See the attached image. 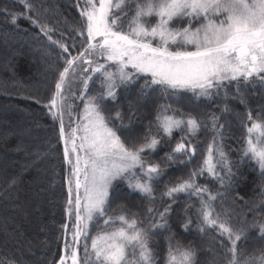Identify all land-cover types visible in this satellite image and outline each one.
I'll list each match as a JSON object with an SVG mask.
<instances>
[{"label":"snow or ice","instance_id":"obj_1","mask_svg":"<svg viewBox=\"0 0 264 264\" xmlns=\"http://www.w3.org/2000/svg\"><path fill=\"white\" fill-rule=\"evenodd\" d=\"M56 9L53 24L52 9L38 0H0V19L18 34L29 31L19 28L23 17L55 73L45 98L28 97L51 120L49 147L26 153L32 158L3 186L8 199L25 172L40 173L63 145L71 225L60 224L63 254L55 264H200L197 247L184 243L193 233L211 241L209 264H264V219L234 223L218 208L236 176L224 151L223 113L242 129L240 163L264 180V109L254 116L246 100L249 86L264 90V0H69L67 15ZM220 101L221 114L210 111ZM202 134H210L207 143ZM177 165L181 174L167 171ZM134 194L142 212L117 204ZM259 204L264 214V192ZM250 230L261 247L245 255L240 242ZM164 232L161 251L152 242ZM22 255L2 254L0 264H26Z\"/></svg>","mask_w":264,"mask_h":264},{"label":"trees","instance_id":"obj_2","mask_svg":"<svg viewBox=\"0 0 264 264\" xmlns=\"http://www.w3.org/2000/svg\"><path fill=\"white\" fill-rule=\"evenodd\" d=\"M7 2L12 6V0ZM38 2L52 9L47 14L53 24L60 19L56 15L57 5L59 10L67 15L69 0ZM68 18L71 20L70 16ZM18 24L20 29L29 31H20L17 34L9 23L0 19V255L6 253L21 256L22 250V258L26 264H55L56 257L63 254L60 224L64 222L71 225L65 212L67 185L63 182L66 169V165L62 163L63 145L58 146L60 152L54 153L42 162L40 173L34 169L25 172L22 182L15 189L9 190L8 199H5L3 192L5 178L19 174L23 164L32 158L26 153L37 148L41 151L47 149L49 145L45 141L53 135L49 127L51 120L46 112L39 109L28 97L45 98L53 86L52 79L55 73L49 69L47 63L49 58L43 55V43L34 38L29 23L23 17H19ZM5 32L9 34L7 41L3 35ZM246 100L253 115L256 116L264 109V90L252 89L249 86ZM180 103L185 109L189 107L187 100ZM228 104L234 111H244V105L238 101L229 100ZM222 108L223 101L210 105V111L217 114H221ZM151 118L150 109L143 111L141 119L144 123L136 127L140 130L146 129ZM221 122L225 124L224 151L236 176L233 178L232 192L226 193L227 199L223 205L218 204V208L222 211L227 210L234 223L245 219L249 224L253 219L262 220L264 214H261L259 201L261 192H264V180L258 171L253 170L254 165L248 162L240 163L239 148L243 141L238 121L230 113H223ZM209 138L210 134H202L200 140L207 143ZM18 147L22 150H17ZM164 150L160 155H163ZM167 171L174 176L179 175L182 167L172 166ZM206 182L213 188L219 187L211 178ZM122 187L125 192L128 191L126 186ZM40 188L45 191L38 194ZM117 204H123L132 212L143 211V204L135 198V194L133 197L118 200ZM175 208L177 214L182 216L183 205L178 204ZM116 210L119 211V208ZM6 224L11 235H6ZM173 226L175 228V222ZM167 235L168 233L164 232L156 237L152 242L153 247L163 251ZM257 235L255 230H250L248 236L240 242L245 255L258 251L261 247ZM71 238L69 231L67 234L69 244ZM184 243H193L197 247L200 264H209L213 256V250H209L208 247L210 240H202L193 233L185 236ZM215 251L218 253L219 249Z\"/></svg>","mask_w":264,"mask_h":264},{"label":"rangeland","instance_id":"obj_3","mask_svg":"<svg viewBox=\"0 0 264 264\" xmlns=\"http://www.w3.org/2000/svg\"><path fill=\"white\" fill-rule=\"evenodd\" d=\"M65 121H66V123H67V117L65 118ZM72 239V238H71Z\"/></svg>","mask_w":264,"mask_h":264}]
</instances>
